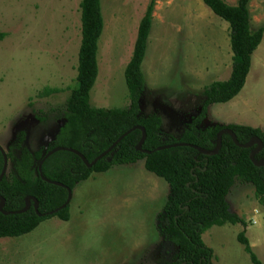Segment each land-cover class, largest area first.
Masks as SVG:
<instances>
[{"label":"rangeland","instance_id":"obj_1","mask_svg":"<svg viewBox=\"0 0 264 264\" xmlns=\"http://www.w3.org/2000/svg\"><path fill=\"white\" fill-rule=\"evenodd\" d=\"M80 1L0 0V32L6 34L0 42L4 150L20 132L30 150L45 148L61 126L65 101L76 86ZM149 1L100 0L103 30L92 107H128L123 72ZM248 11L252 30L264 25V0H251ZM152 17L140 112L159 116L161 131L177 137L198 115L204 86L229 77L228 24L202 0H155ZM46 88L58 92L39 96ZM229 124L264 131V34L242 90L227 103L210 105L201 126ZM168 193V185L142 161L93 174L71 191L68 221L51 217L29 234L0 238V264H163L175 251L159 230ZM226 201L244 227L212 226L202 234L213 251L212 264H252L236 240L242 231L264 264V205L254 188L235 181Z\"/></svg>","mask_w":264,"mask_h":264},{"label":"trees","instance_id":"obj_2","mask_svg":"<svg viewBox=\"0 0 264 264\" xmlns=\"http://www.w3.org/2000/svg\"><path fill=\"white\" fill-rule=\"evenodd\" d=\"M251 0H236L229 5L224 0H202L216 17L228 24L232 64L225 81H213L204 86L202 105L198 115L174 137L161 131V118L143 116L140 99L145 91V78L141 65L153 22L155 0H150L137 27L132 55L124 68V82L129 105L121 108H94L90 105V91L97 77L98 40L103 30L100 0H81V39L78 49L76 86L65 101V115L52 141L45 148L30 150L25 135L20 132L16 140L6 147L7 170L0 182L2 211L16 212L24 209L25 199L37 201V215L31 201L28 210L18 215L0 212V238H17L31 233L40 223L56 217L69 220V204L52 216L47 215L67 199V189L72 191L93 174L105 173L115 166L143 162L144 169L163 180L169 189L160 215L159 230L175 248L163 264H212L213 251L202 241V234L212 226L242 225L244 220L229 210L226 196L235 181L252 185L254 196L264 205V167H254L249 155L256 149L237 147L230 136H221V146L214 156L200 154L187 146L156 151L157 148L177 143L193 145L211 151L216 145L217 133L230 130L240 145L257 138L262 147L254 161L264 163V131L236 124L202 127V120L212 104L231 101L242 90L251 66V57L262 41L264 25L251 29L248 5ZM6 34L0 32V42ZM57 89H44L39 96H49ZM133 127H142L145 140L136 151L141 131L136 129L125 136L104 158L87 168L74 154L56 152L41 166L42 176L62 184L57 187L43 181L37 171L43 155L56 147L79 152L88 162L106 151L121 135ZM3 158L0 154V172ZM252 264H261L252 253L244 232L236 237Z\"/></svg>","mask_w":264,"mask_h":264},{"label":"water","instance_id":"obj_3","mask_svg":"<svg viewBox=\"0 0 264 264\" xmlns=\"http://www.w3.org/2000/svg\"><path fill=\"white\" fill-rule=\"evenodd\" d=\"M136 129L141 131V139H140L139 143L136 146V151H140V152H142L144 154H151V152L141 150V146H142V144H143V142L145 140V131H144V129L142 127H133L130 130L126 131L123 135H121L106 151H104L103 153L98 155L91 162L86 161V159L79 152H77L76 150H73V149H70V148H63V147L53 148L52 150L46 152L43 155V157L41 158V160L39 161L38 167H37V171L39 173V176L46 183L52 184V185L57 186V187L65 188L62 184H60L58 182L49 181V180L45 179L42 176V174H41V166H42L43 162L47 158H49L51 155L55 154L56 152H61V151L68 152V153L76 155L83 162V164L87 168H90L96 162H98L99 160L104 158L125 136H127L130 132H132L133 130H136ZM223 134H227L228 136H230L231 139L233 140V143L237 147L250 148V147L256 145V149L252 153H250L248 158H249L250 162L253 164L254 167H258V168L264 167V163H257V162L254 161V156L261 149L262 143L257 138H252L251 141L248 144L240 145L237 142L235 135L228 129H223V130H221V131H219L217 133L216 145H215L214 149L211 150V151H206V150H203V149L198 148L196 146L188 145V144L186 145V144H183V143H177V144H173V145L162 146V147L157 148L156 151L165 150V149L174 148V147L187 146V147H190V148H192L194 150H197L200 154H203V155H206V156H214V155L217 154V152L220 149L221 136ZM0 154H1L2 158H3V166H2V169H1V172H0V182H1V180L3 179V177H4L5 173H6L7 165H8V160H7V157H6V151L1 146H0ZM66 190H67V199H66V201L60 207H58L54 211L49 212L47 215L52 216L55 213H57L58 211L64 209L69 204L70 199H71V191L69 189H67V188H66ZM31 201L34 203V211H35V213L37 215H39L38 212H37V208H38L37 201L34 198H32V197H27L25 199V207H24V209H22L20 211H16V212H9V213H5V212L2 211V207L4 205V200L2 198H0V212L2 214H4V215H18V214H22V213H24V212H26L28 210Z\"/></svg>","mask_w":264,"mask_h":264}]
</instances>
